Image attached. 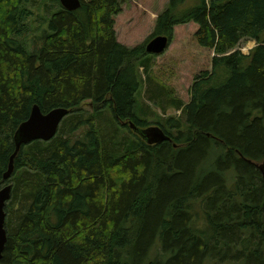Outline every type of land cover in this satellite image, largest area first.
I'll list each match as a JSON object with an SVG mask.
<instances>
[{
  "label": "trees",
  "instance_id": "16d2710c",
  "mask_svg": "<svg viewBox=\"0 0 264 264\" xmlns=\"http://www.w3.org/2000/svg\"><path fill=\"white\" fill-rule=\"evenodd\" d=\"M41 1L50 15L31 24L38 0H0V264H264V0H167L150 38L194 22L214 52L186 103L154 83L145 43L116 40L119 0ZM142 93L179 111L157 122L170 140L130 127L151 126ZM34 104L69 112L50 140L20 147L5 180Z\"/></svg>",
  "mask_w": 264,
  "mask_h": 264
},
{
  "label": "rangeland",
  "instance_id": "374dc122",
  "mask_svg": "<svg viewBox=\"0 0 264 264\" xmlns=\"http://www.w3.org/2000/svg\"><path fill=\"white\" fill-rule=\"evenodd\" d=\"M119 2L120 10L113 18L116 40L127 47L142 43L146 45L153 34L156 16L165 8L167 0H119ZM49 3L47 1V4ZM49 10V7L45 9L43 2L38 0V4L32 8L33 16L28 21L31 24L34 21L37 24L36 20L43 23L44 19L50 15ZM43 27L45 24H42L39 30ZM196 29L197 25L194 22L174 26L173 37L169 40L167 48L160 54H153L150 71L154 83L166 88L169 97L181 99L185 103L190 99L189 89L195 76L202 71L211 70V59L214 55L211 49L198 45L194 39ZM253 46H255V41L243 40L236 46V49L248 54ZM168 104L167 102L162 104L163 111L160 106L148 101L143 93L139 98L141 113L146 109V119L151 126L158 125L157 122L169 116L179 115V111ZM82 105L85 110L92 112L90 101H85ZM106 114L104 112L103 116ZM120 132L123 134L125 130ZM82 133H84V128L74 133L73 136L78 137ZM223 264H240V261L231 260Z\"/></svg>",
  "mask_w": 264,
  "mask_h": 264
},
{
  "label": "water",
  "instance_id": "95a60500",
  "mask_svg": "<svg viewBox=\"0 0 264 264\" xmlns=\"http://www.w3.org/2000/svg\"><path fill=\"white\" fill-rule=\"evenodd\" d=\"M62 7L67 10H75L80 6V0H59ZM169 44V38L165 35H156L152 37L145 45V51L150 54L162 53ZM69 110L64 107H56L42 112L37 104L31 108L30 114L22 121L13 135L14 151L10 156L8 168L3 174V178L8 180L13 171V158L20 147L33 140H50L57 132L62 119ZM132 130L142 137L147 143H158L164 140H170V137L158 125L140 128L131 121L129 122ZM264 181V163L259 165ZM11 195V184H5L0 188V258L7 239L5 223V205Z\"/></svg>",
  "mask_w": 264,
  "mask_h": 264
}]
</instances>
